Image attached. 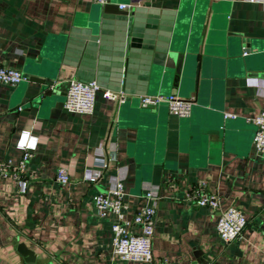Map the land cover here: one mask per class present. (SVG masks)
<instances>
[{
    "label": "crops",
    "instance_id": "0c3cea01",
    "mask_svg": "<svg viewBox=\"0 0 264 264\" xmlns=\"http://www.w3.org/2000/svg\"><path fill=\"white\" fill-rule=\"evenodd\" d=\"M112 1L146 7L144 17L157 12L192 46L179 87L162 83L146 92L192 97L191 112L175 115L166 102L144 107L138 92H126L123 101L99 93L90 114L66 109L69 78L77 75L55 57L101 3L0 0V65L26 75L16 84L0 82V161L18 163L25 140L33 151L20 179L0 176V264H27L21 241L35 249L39 264H108L116 215L101 216L94 195L119 175L129 218L146 203L147 189L158 194L155 259L195 264L200 249L222 264H264V155L252 143L253 117L263 104L264 0ZM43 60L58 73L49 94L31 80ZM61 165L69 183L57 179ZM94 170L101 172L95 180L88 176ZM199 181L220 196L221 208L245 213L235 239L219 237L220 209L190 198Z\"/></svg>",
    "mask_w": 264,
    "mask_h": 264
},
{
    "label": "water",
    "instance_id": "95a60500",
    "mask_svg": "<svg viewBox=\"0 0 264 264\" xmlns=\"http://www.w3.org/2000/svg\"><path fill=\"white\" fill-rule=\"evenodd\" d=\"M120 4L112 0L101 4L84 28L71 32L55 57L59 67L65 64L80 79L97 80L127 93H146L162 83L178 88L185 58L191 62L195 54L192 46L171 25L160 22L157 12L144 17L141 11L146 7L121 8ZM56 72L43 60L34 66L31 80L49 94L58 78ZM17 249L27 264H39L37 252L25 241ZM195 259V264H222L200 249Z\"/></svg>",
    "mask_w": 264,
    "mask_h": 264
},
{
    "label": "built area",
    "instance_id": "2783aa9c",
    "mask_svg": "<svg viewBox=\"0 0 264 264\" xmlns=\"http://www.w3.org/2000/svg\"><path fill=\"white\" fill-rule=\"evenodd\" d=\"M101 4L110 0H95ZM133 1V0H132ZM131 1V2H132ZM131 3H121V8L129 7ZM26 78L25 73L11 65H0V82L16 84ZM259 93L263 97V104L259 112L253 117L255 126L252 143L257 154L264 155V82L259 85ZM103 97L123 101L127 98L124 90H116L102 86L97 80H83L77 76L69 78L65 98L66 109L77 113H93L98 94ZM192 97L186 98L178 94H139L140 104L144 107H154L166 102L169 110L175 115H189L191 112ZM22 108V107H20ZM233 116L231 113H226ZM24 153L18 163L10 160L0 161V176L13 175L21 178L19 169L33 155L32 145L29 141L22 142ZM108 165L107 161L103 162ZM15 170V172H13ZM99 170H94L88 175L90 179L100 176ZM57 179L62 183H69L71 178L66 165H61L57 170ZM204 182L199 181L190 194L191 199L199 205H205L214 209H220L216 223V230L223 241H231L240 235L247 223V218L242 209L229 205L221 208V199L217 193H211L204 189ZM146 203L135 210L132 218L127 217L130 209V199L125 188V176L119 175L106 191L97 192L94 195V203L101 216L112 212L116 219L112 222V246L114 259L108 264H117V260L142 261L145 264H173L168 259H155L153 252V236L157 219L158 194L154 189H147L144 193Z\"/></svg>",
    "mask_w": 264,
    "mask_h": 264
}]
</instances>
